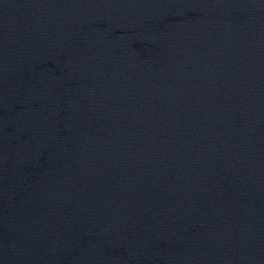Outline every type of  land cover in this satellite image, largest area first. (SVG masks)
<instances>
[{
    "label": "water",
    "instance_id": "95a60500",
    "mask_svg": "<svg viewBox=\"0 0 264 264\" xmlns=\"http://www.w3.org/2000/svg\"><path fill=\"white\" fill-rule=\"evenodd\" d=\"M0 264H264V0H0Z\"/></svg>",
    "mask_w": 264,
    "mask_h": 264
}]
</instances>
